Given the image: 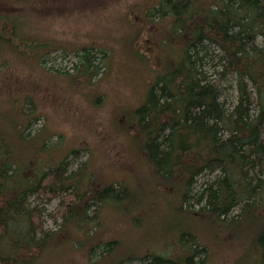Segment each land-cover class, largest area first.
I'll return each mask as SVG.
<instances>
[{
	"label": "trees",
	"instance_id": "16d2710c",
	"mask_svg": "<svg viewBox=\"0 0 264 264\" xmlns=\"http://www.w3.org/2000/svg\"><path fill=\"white\" fill-rule=\"evenodd\" d=\"M8 1L0 0L1 10L10 7ZM153 12L170 24L161 40L162 69L128 126L140 138L155 198L186 217L178 245L183 234L189 242L184 250L179 246L178 257L157 255L153 262L203 264L194 261L205 250L199 229L223 239L236 237L227 229L243 226L242 258L252 253L254 264H264V0H162ZM16 23L13 14H0V55L15 58L23 51ZM77 57L80 76L98 68L92 48H81ZM230 78L234 88L226 85ZM3 79L0 86L8 82ZM13 120L0 127V264H38L58 239L42 233L39 210L29 202L34 196H62L63 237L69 232L72 241L74 230L75 237L83 227L91 233L94 204L138 196L136 185L121 182L90 187L84 167L67 174L66 160L46 168L43 139L13 133Z\"/></svg>",
	"mask_w": 264,
	"mask_h": 264
},
{
	"label": "rangeland",
	"instance_id": "374dc122",
	"mask_svg": "<svg viewBox=\"0 0 264 264\" xmlns=\"http://www.w3.org/2000/svg\"><path fill=\"white\" fill-rule=\"evenodd\" d=\"M160 1L9 0L10 7L0 9L16 18L15 39H25L20 56L0 55L6 65L0 68V85L8 78L0 86V127L14 117L13 133L23 130L30 141L43 139L46 168L66 160L67 174L84 167L91 176L90 187H118L121 182L136 185L140 195L123 198L121 204H94L88 212L94 225L91 233L83 227L75 237L74 230L77 240L73 241L68 239L69 232L63 237L64 220L58 214L62 196L31 198V206L39 210L42 233L58 237L38 264H157L153 256L178 257L179 246L184 250L182 246L189 243L183 234L178 245L186 217L169 210L166 199L155 198L151 175L137 146L140 138L135 140L128 126L154 75L162 69L161 40L170 24L153 12ZM85 47L92 48L98 67L91 76H80L81 67L75 68L77 55ZM226 85L234 88V79ZM229 93L235 95L233 90ZM17 112L22 114L18 119ZM187 204L194 208L192 201ZM135 206H141L140 211ZM203 228L198 238L205 250L194 261L254 264L252 253L247 260L242 258L246 251L243 226L227 229L225 234L235 232L236 237L223 239ZM107 242H112L108 252Z\"/></svg>",
	"mask_w": 264,
	"mask_h": 264
},
{
	"label": "bare ground",
	"instance_id": "6f19581e",
	"mask_svg": "<svg viewBox=\"0 0 264 264\" xmlns=\"http://www.w3.org/2000/svg\"><path fill=\"white\" fill-rule=\"evenodd\" d=\"M239 229V228H238ZM247 229V228H246ZM237 230V229H236ZM242 232V231H241Z\"/></svg>",
	"mask_w": 264,
	"mask_h": 264
}]
</instances>
